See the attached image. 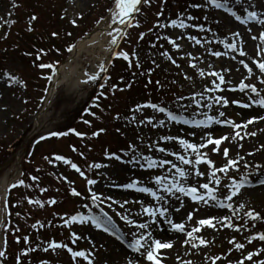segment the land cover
<instances>
[{
	"label": "rangeland",
	"instance_id": "374dc122",
	"mask_svg": "<svg viewBox=\"0 0 264 264\" xmlns=\"http://www.w3.org/2000/svg\"><path fill=\"white\" fill-rule=\"evenodd\" d=\"M220 2L226 7L215 8L209 0H142L109 61L95 64L97 67L104 64L108 69L106 73H99L98 68L95 74L99 73L101 79L86 83L80 89L60 88L46 107L52 81L44 77L52 73L40 65L51 63L59 68L68 61L71 52L67 49L91 36L108 18L116 0H0V197L4 182L9 181L10 185L23 180L26 185L11 192L10 199L17 206L10 220L7 203H0V215L4 216L0 225V252L4 253L7 239L12 244L10 254L7 253L8 264H88V260L92 264H129L130 260L151 264L144 249L137 253L129 247L132 233L139 236L151 232L158 239L154 229L161 223L171 227L158 213L155 218L143 213V207L167 208L166 215L173 223L185 225V231L180 232L182 242L161 250L162 264L188 261L239 264L248 254L264 248V242L253 239L264 234V185L259 183L264 179V170L256 169V165L264 164V120H259L264 116V108L252 105L245 109L232 103L236 100L251 104L252 100L260 99L250 89L241 92V82L255 85L264 96V84L260 83L264 74L254 63L264 62V40L261 39L264 25L257 22L264 19V0ZM249 12H256L257 20L250 19ZM173 21L177 25L183 22L184 27L174 26ZM170 41L179 48L173 47ZM225 44H234L235 49ZM214 52L221 55L215 56ZM95 53L106 54L99 49ZM117 53H127L129 59L124 60ZM86 58L87 54L81 57L82 66L91 72L92 66ZM114 58L117 59L113 64ZM244 64L252 68L251 73ZM9 76L14 79H8ZM221 96L229 101L228 105L216 103V97ZM149 104L188 120H201L206 114L237 124L256 117L258 123L240 128L244 137L241 140L235 137L236 130L226 124L198 128L169 121L164 113L146 106ZM38 117L41 118L37 123ZM73 129L81 135H75ZM52 132L68 134L51 137ZM208 132L214 138L229 136L221 145V149H230L229 159L246 158L237 165L239 172L230 170L227 176L217 173L221 183L216 194L225 204H232L231 209L221 208L213 201L207 205L195 202L175 189L166 192L153 179L167 177L165 183L175 180L186 187L196 186L204 195L206 190L199 188V184L207 182L217 187L206 165L198 166L205 173L198 177L192 165L182 164L170 154L179 152L194 161L191 150L185 152L176 140L162 139L173 136L199 144ZM41 137L50 138L42 140ZM212 147L209 145L200 151L207 153L217 168L224 166L227 161L221 154L212 152ZM159 148L165 151L160 152ZM111 154L121 159H109ZM57 155L70 160L84 175L63 160H56ZM144 157L155 160L156 167L148 168ZM162 160L171 161L190 175L187 179L179 177L171 164L161 167ZM96 164L104 166L96 168ZM244 177L254 187H246L228 200L231 189L227 186L233 179L241 182ZM88 180L96 183L89 184ZM133 180L137 181V187H150L163 199H153L135 188L120 187ZM73 190L80 195H73ZM92 192L100 195L102 202L93 203ZM249 212L261 219L251 220ZM103 213L111 217L108 232L96 228L91 220L71 222V217L78 214L99 217L106 222ZM121 216H128L136 224L147 223L149 228L138 229ZM209 218H214L216 228L204 227L189 242L187 233L201 227L199 220ZM224 220L233 227L221 223ZM200 239L208 246L194 248L192 244H199ZM145 240L151 243L147 236ZM232 240L244 244V250H237ZM52 242L66 247L52 249L49 247ZM68 249L83 251L88 259L73 258ZM5 258V254L0 256V264ZM260 259H264V254L252 261L245 260V264H258Z\"/></svg>",
	"mask_w": 264,
	"mask_h": 264
},
{
	"label": "snow or ice",
	"instance_id": "6c2138e0",
	"mask_svg": "<svg viewBox=\"0 0 264 264\" xmlns=\"http://www.w3.org/2000/svg\"><path fill=\"white\" fill-rule=\"evenodd\" d=\"M142 0H116V5H115V10L112 12V17H111V23L112 24H116V23H120V24H125V23H129L130 22V18L133 15V13H136L139 11V5L141 4ZM209 2L215 7V8H225V4L221 3L220 0H209ZM248 17L250 19L253 20H257V13L256 12H249L248 13ZM32 19H36V17H32ZM237 20H240V17L237 16L236 17ZM242 23H244V21H241ZM257 22L261 25H264V19H260L257 20ZM73 23H75V21H73ZM174 26H178V27H184L183 22H181L179 25H177L176 21L172 22ZM117 35H114L113 33L109 32L108 35L112 36V40L111 43L113 45H117L118 46V39L119 36H123L126 35V33H122L121 30L119 28H117L115 30ZM256 37H253V39H255ZM191 39H195V37H191ZM261 39L264 40V33H261ZM173 44V47L175 48H179V45H177L174 41H170ZM197 43H199V41H197ZM74 45L69 47L67 49L68 52H72L74 49ZM225 47H230L235 49V45L234 44H225ZM241 55H245V53L243 51L240 52ZM213 55L215 56H220L221 53L219 52H214ZM117 56H122V58L124 60H128V54L127 53H117ZM171 59V58H170ZM241 63H243V61H241ZM254 63H256V66L258 67L260 73L264 74V62H256L254 61ZM193 67H195V65H192ZM40 67L42 69H48L51 71L52 75L50 76H46L44 77V79L48 80L49 82H51L53 80V78L55 76L58 75L57 69H58V65L57 64H51V63H45V64H41ZM244 67L248 69V72L251 73L252 72V68L249 67L247 64H244ZM108 71L107 67L104 64H101L99 66V73H106ZM94 74V75H90L88 80L83 81L84 83H89V82H95L101 79L100 74ZM201 75H203V72H201ZM213 75H216L215 73H213ZM220 79L221 82H223V77L219 76L218 77ZM8 79L12 80L14 79L13 77L9 76ZM16 82H19L18 80ZM261 84H264V79L260 80ZM218 87V85H217ZM246 89H250L251 92L255 93L256 96L260 97V99L258 100H252L251 97H249L250 100H252L251 104L248 103H240L239 101L233 100L232 103L233 104H238L240 107L242 108H250L252 107V105H256L260 108H264V96H261V93L259 91H257V88L255 87V85H249V84H244L243 82H241V84L239 85V90L241 92H244ZM101 96L104 95L103 92L100 93ZM223 103L225 106L228 105L229 101L227 99H225L224 97H216V103ZM198 103V102H197ZM98 106V105H97ZM147 107H150L152 109H154L155 111L164 113L167 117V119L169 121H176L177 123H184V124H191L194 125L196 127H205L208 128L210 127L213 123L216 124H226L228 126H230L231 128L235 129V137H239L241 140L244 138L243 136H241V133L239 131L240 128H247L249 125L254 124V123H258V119L256 117L250 118L248 119L245 123L243 124H237L234 121L230 120V119H224L221 120L217 117L214 116H208L205 114V118L201 119V120H188V119H184L182 116H178L175 115L174 113H172L171 111H168L167 109L160 107L156 104H149L146 105ZM139 110V109H137ZM220 116H224L223 112L219 113ZM259 120H264V116H260ZM85 123H88V121H85ZM149 123H151V120H149ZM160 124L163 125L164 121L161 120ZM73 132L75 135L79 136L81 135L78 132H75V130L73 129ZM68 133H60V132H52L50 134L51 137H60V136H64L67 135ZM99 133H96V135H98ZM252 135H255V133H252ZM204 137L202 139V142L197 144V143H190L187 139H183L180 137H173V136H165L162 137V139L164 140H176L178 142V144L180 145L181 148L184 149L185 152H188V150H191V153L194 154L195 159L194 161L191 159H188L185 155H181L179 152L176 153H170L171 155H175L176 159L179 160L182 164L185 165H192V168L195 172L196 176H204L205 173L201 172L199 170V165L200 164H204L208 167V169L211 170V177L214 178V182L215 185L217 187H211L209 185V183L205 182L202 184H199V188H203L206 190V195L204 194H200L198 187L196 186H191V187H186L183 184H180L178 182H176L175 180L173 182L170 183H165V181L167 180V177H165L164 179H162L160 176H155L153 179L155 180L156 184L158 186L163 187V189L166 192L171 193L173 191V189H175V191L182 193L185 196L191 197V199L195 202H203L205 205H207L209 203V201H213L215 202V204L221 208H228L231 209L233 207L232 204H225L222 200H220L217 196V189L218 186L221 183L220 179H217V173H224L225 176H227V174L229 173L230 170H235L236 172H239L240 169L239 167H237V165H239L241 163V161L245 160L246 158L241 156L239 158H231L229 159V154H230V149L229 148H223L221 149V145L227 141L229 139L228 135H220L219 137L214 138L213 135L208 132L204 134ZM50 137H41V139H49ZM40 141H37V143H39ZM209 145H212L214 147H212L210 150L212 152L215 153H219L221 154L225 160L227 161V163L222 166L217 168V166L215 165V163L208 158L207 153L201 152L200 149L202 148H206ZM242 147V145H241ZM160 152H164L165 149L164 148H159L158 149ZM249 155H255V153H249ZM56 160H63L64 163L66 164H70L74 169H76L77 172H80V169L75 165L72 164V162L70 160H66L64 157L57 155L55 157ZM109 159H115L117 161H119L121 159L120 156L115 155V154H111L109 156ZM143 159H145L147 161V167L148 168H153L156 167L157 162L149 157H144ZM164 164H171L172 168L176 169V174L179 177H183L185 179H187L188 175H190V173H187L184 169L179 168L176 164L172 163L171 161L168 160H162L160 161V166L162 167ZM104 165H100V164H96L94 165V167L96 168H100L103 167ZM141 167H145V165H140ZM245 167L250 169L251 166L245 164ZM256 169L258 170H264V164H258L256 165ZM80 174L83 176L84 173L80 172ZM256 175L259 176L260 172H256ZM33 179H36L35 177H33ZM89 184H95L96 181L95 180H88ZM260 184L264 185V179H261L259 181ZM18 186H26L24 185V181L20 180L16 183H12L10 184V186L6 189V191L11 192L12 189L17 188ZM120 187L123 188H135L137 191L143 192V193H147L148 195H150L153 199H160L162 200L163 197L162 196H158V194L156 192H154L152 190V188L150 187H137V181L133 180L130 183L127 184H123L120 185ZM231 189V194L227 196L228 200H232L233 197L238 196L241 192L242 189L246 188V187H254V185H252L251 181L247 178L244 177L242 178L241 182H237V180L233 179L231 181V183L227 186ZM73 195L79 196L80 193L76 192L75 190H73ZM108 199H111V197H108ZM91 200L93 201V203H96L97 201H101V196L98 195L95 192L91 193ZM32 201H30L31 203ZM55 201H52V203H54ZM102 202V201H101ZM35 203L40 204V201H35ZM113 203H117V201H113ZM7 207V205H6ZM121 207H123V204H121ZM177 211H179V209H176ZM141 211L143 213H147L149 217H153L155 218L157 216V213L159 214V217L164 218V223H166L167 225H170L171 229L176 230L177 232H184L185 231V225L183 223H173V221L167 217V212L168 209L167 208H163V207H156L155 209H153L152 207H143L141 209ZM117 215H119V213H117ZM103 216L106 217V222L102 221L99 217H86L84 215L78 214L75 216L71 217V222H80V223H85L88 220H91V222L95 225L96 228H103V230L105 232L110 231L109 227L107 226V224L111 223V217H108L107 213H103ZM248 217L253 220V221H258L261 219V217L253 212H249L248 213ZM122 220H124L126 223L134 225L136 228L138 229H147L149 228V225L147 223H140V224H136V222L134 220H131L128 216H121L120 217ZM188 219L191 220L192 219V213L189 212L188 213ZM221 223H224L227 225V227L232 228L233 225L231 223H228L226 220L221 221ZM199 225L201 227H197V228H193L191 232L187 233L188 236V240L189 242L193 241L196 239V237L194 236V233H198L201 232L202 229L204 227L207 228H216V224L214 223V218H209V219H201L199 220ZM114 227V225H113ZM235 231L239 232L240 229L239 228H235ZM133 235V240L131 242V244L129 245V247L137 253H140L141 249H144V253H146V259L148 261L151 262V264H162V255H161V250L163 249H171L173 247V244L170 241H162L161 239H156L152 237V233L151 232H147L144 234H141L139 236H137L135 233H132ZM147 236L148 240L151 241L150 244H147V241L145 240V237ZM76 239H79V237H75ZM119 239V237H117ZM27 239V238H25ZM253 239H258L261 242H264V234H260L257 237H254ZM231 243L233 245H235V248L237 250L243 251L245 248V245L242 243H237L235 240H232ZM249 243H252V240L249 241ZM147 244V246H146ZM204 246L207 247L208 244L205 240L200 239L199 240V244H195L193 243L192 246L194 248H198L199 246ZM49 247H51L52 249H56V248H60V247H66V245H61V244H57L55 242H52ZM69 252H71L73 258L76 257H84L85 259H88V257L86 256L85 252L83 251H72V249H68ZM144 253H141V255H144ZM262 254H264V248H260L258 251L252 252L250 254H248L247 256H245L244 259H241L239 261V264H245V260L247 261H252L254 257H259ZM4 253L0 252V256H3ZM88 264H92L91 260H88ZM129 264H138V262H133V261H129ZM186 264H191L190 261L186 262ZM258 264H264V259H260Z\"/></svg>",
	"mask_w": 264,
	"mask_h": 264
},
{
	"label": "bare ground",
	"instance_id": "6f19581e",
	"mask_svg": "<svg viewBox=\"0 0 264 264\" xmlns=\"http://www.w3.org/2000/svg\"><path fill=\"white\" fill-rule=\"evenodd\" d=\"M114 10L115 7L109 14L108 18L104 20L98 28H96L91 36L80 40L76 45H74L75 47L70 53L68 61L59 66V68L57 69L58 75L55 76L52 80V86L49 91L46 107H49L53 102L60 88L66 86L72 89H80L82 86H84L86 83H84L83 81L88 80L89 76L94 75L98 70L99 67H97L95 64L106 63L107 60L109 61V56L113 55L117 50L118 46L111 43L113 37L108 35V33L111 32L114 35H117L115 32L117 28H119L123 33V30L126 28L128 23L112 24L111 17ZM120 37L121 36H119V39ZM95 49H99V51L104 50L106 54L103 56H97L95 53ZM84 54H87L86 60L88 61V64L92 66L91 72H87L82 66L81 57ZM40 118L41 117L36 118L37 123ZM8 185L9 181L4 182V184L2 185V195L0 197L1 204H6V189L8 188ZM3 217V215H0V225L3 224ZM153 233L158 239H161L162 241H170L173 245H178L183 240L180 232L169 229L163 223H161L156 229H154ZM109 240L113 242L114 245H117L114 240Z\"/></svg>",
	"mask_w": 264,
	"mask_h": 264
},
{
	"label": "trees",
	"instance_id": "16d2710c",
	"mask_svg": "<svg viewBox=\"0 0 264 264\" xmlns=\"http://www.w3.org/2000/svg\"><path fill=\"white\" fill-rule=\"evenodd\" d=\"M116 59H117V58L114 59L113 64H114V62L116 61ZM16 189H17V188L12 189L11 192L14 191V190H16ZM11 192L9 193V202H8V206H9V211H8L9 220H10V217L12 218V215H13L14 212H15L14 210H15V208H16V206H17V202H16L15 200H13V202H12V200L10 199V196H12V193H11ZM13 209H14V210H13ZM7 228H10V224L7 225ZM10 245L12 246V244L9 243V242H8V239H7V240L5 241V247H4V254L7 256V258L4 259L3 264H8L9 257H8V255H7V253L10 254V248H9Z\"/></svg>",
	"mask_w": 264,
	"mask_h": 264
}]
</instances>
